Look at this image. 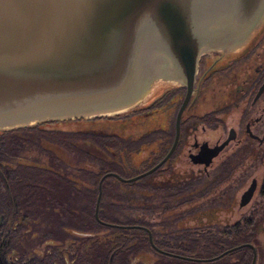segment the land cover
Returning a JSON list of instances; mask_svg holds the SVG:
<instances>
[{
	"label": "water",
	"instance_id": "water-1",
	"mask_svg": "<svg viewBox=\"0 0 264 264\" xmlns=\"http://www.w3.org/2000/svg\"><path fill=\"white\" fill-rule=\"evenodd\" d=\"M263 23L264 0H0V132L116 115L165 82L185 89L167 159L201 57L243 49ZM150 56L163 57L164 73L146 71ZM224 144L203 147L192 162L208 167ZM162 163L131 178L105 173L97 185L95 220L113 229H141L155 252L171 258L208 263L247 247L255 264L251 244L211 259L193 258L159 249L148 228L100 221L105 179L132 183ZM255 185L253 180L243 192L240 207L249 203Z\"/></svg>",
	"mask_w": 264,
	"mask_h": 264
},
{
	"label": "trees",
	"instance_id": "trees-1",
	"mask_svg": "<svg viewBox=\"0 0 264 264\" xmlns=\"http://www.w3.org/2000/svg\"><path fill=\"white\" fill-rule=\"evenodd\" d=\"M248 49L249 47L244 52ZM210 90L203 92L202 95L220 96L214 93L213 87ZM217 90L218 88H215V91ZM46 126L47 123H43L32 128L17 129L18 132L14 130L0 132V137L6 138L8 146L20 144L27 135L46 158V162L43 163L19 164L11 173L12 183L8 188L3 186L6 198L8 193L12 197L10 205L15 213L12 225L17 236L25 241L27 250L28 248L34 250L44 242L48 249L60 247L63 250L58 251V255L54 250L49 257L57 259L61 264H251V252L247 248L238 249L211 263L189 262L155 252L149 244L147 234L141 229H113L100 225L94 216L97 194L89 179H94V184L98 185L101 177L108 172L127 178L125 173L127 168L123 166V160H118L116 154H113L117 144L96 134L69 132L50 127L46 130L44 129ZM68 152H75L84 159L82 163L79 161L75 171L61 167L62 164H66L67 167L75 166L68 158ZM97 166L98 172L93 170V167ZM185 176L177 173L166 177L163 182L164 188H172L177 183L179 188ZM145 183L146 187L155 188L158 182L152 175ZM106 189L107 183L104 180L103 195ZM191 195L189 199L181 190L177 192L175 198L180 202L176 207L167 210V223L170 226L174 223L180 227L188 221L197 226L203 224L206 211L203 210L204 202L200 200L206 195L199 194L198 189L192 191ZM99 207L98 217L102 222L148 228L143 222L142 215L133 217L114 215L103 200ZM215 219L214 216L213 221ZM249 229L250 227L246 226L239 236L233 234L227 238L241 243L247 242L250 236ZM194 233L197 232L189 229L186 233L180 229L173 236L176 238L169 239V233L152 232V238L156 247L177 255L210 258L223 252V249L216 246L214 248L204 246L200 249L198 238L192 239L191 242L180 240L184 239L185 234ZM30 240L34 244L28 247ZM23 248L20 244L16 250L24 251ZM146 251L157 256V259L150 255L147 258Z\"/></svg>",
	"mask_w": 264,
	"mask_h": 264
},
{
	"label": "rangeland",
	"instance_id": "rangeland-1",
	"mask_svg": "<svg viewBox=\"0 0 264 264\" xmlns=\"http://www.w3.org/2000/svg\"><path fill=\"white\" fill-rule=\"evenodd\" d=\"M216 52L221 53L220 51ZM234 52L237 51L233 50L229 54ZM209 54H213V52H210ZM201 71L202 67L199 66L197 77ZM169 84L170 83L165 82L155 83L150 92H148L144 99H142L133 109L107 117H90L69 121L46 122L47 126L44 127V129L47 130L48 127H50L51 129H61L69 132L73 131L84 134H96L106 138L107 141L116 143L117 148L113 154H116L118 160H123V166L127 168L125 172L127 178L137 176L138 173L144 170L141 162H139L141 157H138L144 154L146 150L144 147L147 148L159 137L166 138L171 129H173L176 109L170 107L166 103L171 96V91H169V93L165 92L159 97L154 98V92L157 88L166 87L169 86ZM172 86L179 87L177 85ZM240 119L241 115L236 114V112L231 114L226 120L227 130L232 126L237 127ZM226 135L227 131L223 132L222 127L219 129H207L205 133H198V141H207L212 145L218 139H220V141L224 140ZM24 137L25 138L22 139L20 144L9 146L6 143V138H3L2 136L0 137V170L6 175L7 179L10 177V184L13 181V175L11 173L19 164L24 165L36 162H46L44 154H41L39 149L33 145L27 135ZM67 155L75 166L67 167L66 164H62L61 167H65L70 171H75L79 161L80 163L84 161V159L79 157L75 152H68ZM237 156L234 145L231 144L226 151L215 160L213 167L208 169V176L199 173L201 172L200 167H190L186 163L177 165L178 168L181 169H193L195 178L191 189L192 191L198 189L199 194L206 195L200 200V202H204L203 209L207 207L206 203H208L209 200H212L214 203L212 205L213 208H219L222 211L224 210L223 208H225V200L217 201L222 194L226 196V199L231 197L238 202L240 195L249 187L253 178L262 181L264 176V166L253 163L252 161L250 162L249 159H243V161L239 163L241 160ZM109 157L111 158L110 154ZM233 163L237 165L236 168H233V166L232 168L229 167L230 164L234 165ZM93 170L98 172V166L93 167ZM89 180H91V185L95 187L96 194H98L97 184H94V179L91 178ZM105 181L107 183V189L105 195H103L102 191L99 206L103 200L104 203L110 207L111 213H114V215H127L132 217L135 215H142L143 222L148 225L151 232H154L155 234H159L160 232L163 234L169 233L170 237L167 236L169 239L176 238L173 236L176 235L180 229L187 233V228H193L191 229L192 232L196 231L200 234H185L184 239L180 240L182 242H184V240L186 242H191L192 239L198 238L197 243L199 248L201 249L205 246L206 233H203V235L201 230H194L197 225H194L193 222L183 224L180 227L174 223L172 226L167 223V210L176 207L180 202L177 198L171 197L173 192H157L154 188L145 187L143 180H138L132 183H121L115 178H107ZM0 185L2 187L0 190L6 197V192L3 187L4 185ZM185 186L183 191L188 192L186 191L187 189ZM256 201L263 203V206L259 208L264 209V197L255 194L251 203L241 210H239L238 205H236L234 207V214L231 216L222 212H220L218 216H215L216 219L212 222L214 224L212 230L216 233L223 230L225 228L224 225H227V227L232 226L244 217L249 219L250 212ZM14 215L15 213L10 216L11 221L12 219H15ZM261 217L259 214L258 223L260 224H258V230L264 226ZM204 220L205 219H203L202 222H204ZM218 220H220V223ZM6 230L7 228L4 232L2 231L0 236L1 256L6 254L5 256H10V258L15 259L18 264H20L19 262L23 264H61L57 259H52L49 256L54 253V250L55 254L58 255V251H62V248L59 247L54 250L48 249L44 242L38 245L34 250L33 248H28L27 250L25 241L17 236L15 230ZM257 239L259 240V243L264 242V235H257ZM28 243V247L33 246L34 244L32 240ZM20 244L23 245L24 251L18 249L20 250L18 252L16 248ZM14 251H17V253H13ZM146 253L147 258L148 255H150L153 259H157V256L151 252L146 251ZM20 259L22 261H20ZM255 264H264V248L258 253V258L256 259Z\"/></svg>",
	"mask_w": 264,
	"mask_h": 264
},
{
	"label": "flooded vegetation",
	"instance_id": "flooded-vegetation-1",
	"mask_svg": "<svg viewBox=\"0 0 264 264\" xmlns=\"http://www.w3.org/2000/svg\"><path fill=\"white\" fill-rule=\"evenodd\" d=\"M263 31L264 23L251 37L244 49L238 50L237 52L223 54L222 52L219 53L214 51L213 54H209V52L201 57L199 66L202 67V71L198 77L196 76L193 94L185 106L179 120L178 137L174 151L167 159L165 158L175 142L176 115L184 100L185 89L174 86L157 88V90L154 92V98L159 97L165 92L169 93V91H171V96L166 103L170 107L176 109V114L174 117L173 129H171L168 136H166V138L159 137L158 139H155L154 142L148 146L150 149H148V147H144V149H146L144 154L139 156L141 157L140 162L144 170H142L137 175L142 174L163 162L153 173L143 177L140 180H143L145 183L147 178L154 175L158 182L154 189L157 190V192H173L171 197H176L179 190L184 192V186L186 185L185 188L188 192L184 193L189 197V199H191V188L194 180L193 169H181L178 168L177 165L186 163L190 167H200L201 172L199 173L208 176V169L213 167L215 160L219 158L231 144L234 145V149L238 155L237 157H239L241 160L239 163L242 162L243 159H249L250 162L252 161L253 163L264 166ZM247 47H249V49L244 52ZM212 87L214 88V93L216 92L220 95L219 97H209L202 95L205 91L210 92ZM215 88H218V90L215 91ZM235 112L236 114L241 115L238 126H232L227 130L226 120L231 114ZM220 127H222L223 132L227 131V135L224 140L220 141V139H218L212 145L207 141H198L199 132L205 133L207 129H219ZM224 142L226 143L224 144ZM221 144H224V147L221 149L218 155L213 158L212 163L208 167H205L203 164H194L192 162L191 157L198 155L203 147L207 146L212 148L220 146ZM164 159L165 161H163ZM233 164L234 165L230 164L229 167L232 168L233 166V168H236L237 165L235 163ZM177 173H179L182 177L183 175H186L184 182L180 183L181 186L178 188L179 183H177L172 188H164L163 182L165 181V178ZM0 178V184H3L6 186V188H8L10 184L9 180L11 182L10 177L7 179L6 175L0 170ZM253 180L256 184L254 193L249 203L243 207H240L239 205L240 198L238 202H236V200L231 197L226 199V196L223 194L219 197V199H217V201L219 202L220 200H225V208H223L224 210L221 211L219 208H213L212 205L214 203L212 200H209L208 203H206L207 207L203 209L206 211L204 218L205 220L201 226L195 227L196 230H201L202 234L206 233L205 247L214 248L216 246L220 249H223V252H225L242 244H251L255 249L256 259L258 258V253L260 250H262V248H264V242L259 243V240L257 239V235H264V226L258 230V224H260L258 223L259 214L260 217L262 216L261 221L264 222V209L259 208L263 206V203H259L258 201L254 203V207L250 212L249 219L244 217L243 219L238 220L232 226L227 227V225H224L225 228L216 233L212 230V227L214 226L212 223L213 217L218 216L220 212L231 216L234 214V207L236 205H238V209L241 210L251 203L255 194H259L261 197H264V176L262 181H258L257 179L253 178L251 183ZM0 189H2L1 185ZM11 199L12 197L9 193L8 198H6L0 190V236L2 231L4 232L6 228L7 230H14L12 221L10 220V216L14 214V210L11 207L12 205H10ZM207 209L210 210L208 211ZM218 221L220 223V220ZM191 222L192 221H188L187 223ZM246 226L250 227V236L247 242L241 243L240 241L238 242L235 240H229V238H227L231 237L233 234L235 236H239L241 230L243 228L246 229ZM187 231H189L188 228ZM217 235H219V237H216ZM247 249H249L251 252L252 261L253 250L251 248ZM1 254L2 252L0 247V264H18L16 263V260L10 258V256H5L6 254L1 256ZM216 256L205 259H211ZM21 259L20 261H22ZM19 263L23 264L21 262Z\"/></svg>",
	"mask_w": 264,
	"mask_h": 264
},
{
	"label": "bare ground",
	"instance_id": "bare-ground-1",
	"mask_svg": "<svg viewBox=\"0 0 264 264\" xmlns=\"http://www.w3.org/2000/svg\"><path fill=\"white\" fill-rule=\"evenodd\" d=\"M149 61H150V64H148V67L146 69L147 72H149V73H156V72L162 73V71H163V73L165 72V69L161 68V65L163 67H165V65H164L165 61L163 60V57H161V56H159V57L150 56ZM105 114H108V113H105Z\"/></svg>",
	"mask_w": 264,
	"mask_h": 264
}]
</instances>
